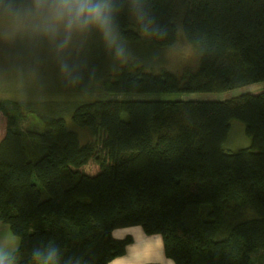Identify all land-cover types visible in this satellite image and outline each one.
Here are the masks:
<instances>
[{"label":"trees","instance_id":"16d2710c","mask_svg":"<svg viewBox=\"0 0 264 264\" xmlns=\"http://www.w3.org/2000/svg\"><path fill=\"white\" fill-rule=\"evenodd\" d=\"M143 3L153 22L142 26L131 0H117L121 38L150 33L164 48L181 22L197 71L154 72L130 61L107 77L102 53L71 94L86 143L62 115L40 113L42 128L25 130L34 110L16 103V114L0 101V220L20 239L16 264H33V249L49 242L66 264H109L127 242L109 232L135 223L161 233L176 264H264L251 257L264 249V89L224 100L78 98L99 85L107 94H183L264 81V0ZM232 58L247 73L233 77ZM233 120L245 123L250 147L225 150ZM90 160L96 174L81 171Z\"/></svg>","mask_w":264,"mask_h":264},{"label":"rangeland","instance_id":"374dc122","mask_svg":"<svg viewBox=\"0 0 264 264\" xmlns=\"http://www.w3.org/2000/svg\"><path fill=\"white\" fill-rule=\"evenodd\" d=\"M33 0H0V101L5 102L8 109L15 111V104L28 105L33 109L27 114L22 124L25 130L41 129L38 115H62L70 129L78 132L82 143L89 132L84 127L76 125L71 118V101L73 88L85 82V75L91 68V63L98 60L102 53L110 56L105 74L112 76L120 70L121 64L136 62L148 71L171 70L177 75H187L197 71L200 64L198 53L184 36L182 23H178L177 41L167 47L157 48L151 34H141L139 39L122 38L126 48V59L117 60L104 45L99 33L76 37L72 47L63 54H58L53 46L43 36L34 30L32 14ZM99 48V49H98ZM100 50V51H99ZM233 77L247 73L239 61L230 59ZM62 65H67L62 70ZM105 76V75H103ZM245 80V77L242 78ZM97 92L78 96L80 100L98 98L120 99H217L224 100L239 96L244 92H255L264 89V81L258 83L236 82V85L226 91L206 93H126L107 94L99 85ZM46 104L43 108V105ZM44 109V110H43ZM16 113V111H15ZM17 114V113H16ZM126 117V114H123ZM5 117H3L4 121ZM2 121L1 132L4 133ZM85 129V130H83ZM88 129V128H87ZM252 138L247 134L245 123L233 120L229 135L224 143L227 151H237L250 147ZM100 167L95 160H90L81 171L96 174ZM46 195V194H45ZM253 212L248 211L247 215ZM256 262L264 263V249L258 248L251 253Z\"/></svg>","mask_w":264,"mask_h":264},{"label":"clouds","instance_id":"9594fccd","mask_svg":"<svg viewBox=\"0 0 264 264\" xmlns=\"http://www.w3.org/2000/svg\"><path fill=\"white\" fill-rule=\"evenodd\" d=\"M119 11L117 0H33L32 3L34 30L47 39L58 54L68 51L76 37L97 32L115 58L124 60L127 53L116 19ZM130 11L142 26L153 22L143 0H131ZM66 68L67 65H62V70ZM109 236L113 240L127 241L123 254L113 257L109 264H176L167 254L163 235L149 233L143 223L114 227ZM16 251L6 241L0 242V264H16ZM31 260L33 264H66L60 248L53 242L35 247Z\"/></svg>","mask_w":264,"mask_h":264},{"label":"crops","instance_id":"0c3cea01","mask_svg":"<svg viewBox=\"0 0 264 264\" xmlns=\"http://www.w3.org/2000/svg\"><path fill=\"white\" fill-rule=\"evenodd\" d=\"M4 241L14 249H18L20 245V239L12 233L10 226L0 220V242Z\"/></svg>","mask_w":264,"mask_h":264}]
</instances>
